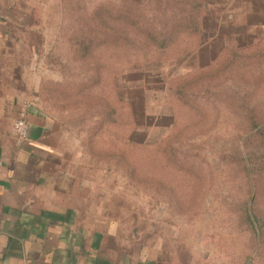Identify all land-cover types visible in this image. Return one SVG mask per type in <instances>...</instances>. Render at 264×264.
<instances>
[{
	"label": "rangeland",
	"instance_id": "rangeland-1",
	"mask_svg": "<svg viewBox=\"0 0 264 264\" xmlns=\"http://www.w3.org/2000/svg\"><path fill=\"white\" fill-rule=\"evenodd\" d=\"M189 1L46 0L34 53L43 70L40 100L62 132L79 139L82 163L93 166L98 186L113 193L108 213L117 217L118 203L129 202L138 207L134 218L170 220L150 230L194 242L207 237L203 249L210 251L218 234L219 244L227 236L234 242V233L243 246L245 153L255 176L254 208L264 211V130L243 147L238 139L249 116L264 120V41L245 39L242 13L235 26L224 18L217 41L201 45L208 37L200 34L201 23L190 32L195 3ZM238 4L248 13L250 3ZM233 30L240 45L232 43ZM129 45L168 46L135 51ZM180 82L187 100L174 95ZM109 171L124 175L125 193Z\"/></svg>",
	"mask_w": 264,
	"mask_h": 264
},
{
	"label": "crops",
	"instance_id": "crops-1",
	"mask_svg": "<svg viewBox=\"0 0 264 264\" xmlns=\"http://www.w3.org/2000/svg\"><path fill=\"white\" fill-rule=\"evenodd\" d=\"M44 1L0 0V264H264V237L247 223L243 246L234 233V242L227 236L219 244L218 234L216 248L205 251L207 237L194 242L150 230L170 220L134 218L137 205L118 203L123 212L108 213L113 193L98 186L93 166L82 163L79 139L62 132L40 100L44 79L33 35L42 30ZM198 1L200 34L208 37L201 45L217 41L224 18L235 26L242 13L245 39L264 41V0H243L251 4L248 13L235 6L242 0ZM221 2L230 3L217 7ZM234 30L232 43L240 45ZM24 104L29 132L18 146L12 125ZM109 173L125 193L124 175Z\"/></svg>",
	"mask_w": 264,
	"mask_h": 264
},
{
	"label": "trees",
	"instance_id": "trees-1",
	"mask_svg": "<svg viewBox=\"0 0 264 264\" xmlns=\"http://www.w3.org/2000/svg\"><path fill=\"white\" fill-rule=\"evenodd\" d=\"M189 3H191V0L189 1ZM194 5L190 8V10L188 11V27L191 28L192 31H190L191 33H193V31H197L198 27H199V19H200V10H201V5L200 2L198 0H193L192 2ZM194 28V30H193ZM253 43H256V45H260V43L256 40L252 41L250 45H252ZM249 45V44H247ZM127 46V45H126ZM168 45H129L130 48H133L135 51H139V50H143L146 48H154V49H165ZM261 46V45H260ZM235 51V49L232 47L230 48V53L233 54ZM218 56V55H217ZM216 56V57H217ZM214 60H216V58H214ZM213 60V61H214ZM147 63H150L149 61H147ZM210 67V65H207L206 68ZM204 66H201L200 69H203ZM205 68V69H206ZM184 82H180L179 84L177 83L175 85V87H173L174 90V95H176L178 97V99L180 100H187L188 99V95L186 93V89L184 87ZM192 82H190L188 85H190ZM187 98V99H186ZM129 107H132V104L130 102H128ZM112 113L116 114V109H114V111H112ZM141 117H144L143 113H140ZM133 115V114H132ZM135 117V115H133ZM145 119V118H144ZM246 129L247 131L245 133H243L242 135H239V145H241L242 147L245 146V140L252 138L253 136H255L257 133H262L264 130V120L263 121H258L257 118H254L253 116H249L246 119ZM134 131V130H133ZM130 133L127 142L132 143V132ZM241 160L243 161V170L246 174L247 177V182H248V196L245 199V202L243 204V206H241L243 208L242 212H241V220L244 221V225L249 226V228L251 230H256L257 232V236L261 238H263L264 236V211L263 209H260V211L258 212V210L256 208H254V204H255V196L253 197V190L255 189V176L253 174V170L251 168V159L249 157V155L247 153H245L244 155L241 156ZM252 194V195H251Z\"/></svg>",
	"mask_w": 264,
	"mask_h": 264
},
{
	"label": "built area",
	"instance_id": "built-area-1",
	"mask_svg": "<svg viewBox=\"0 0 264 264\" xmlns=\"http://www.w3.org/2000/svg\"><path fill=\"white\" fill-rule=\"evenodd\" d=\"M29 104H24L19 111L17 118L13 122L12 131L15 136L16 144L19 146L28 138L29 122H28V108Z\"/></svg>",
	"mask_w": 264,
	"mask_h": 264
}]
</instances>
